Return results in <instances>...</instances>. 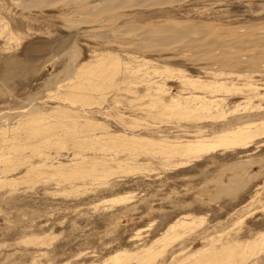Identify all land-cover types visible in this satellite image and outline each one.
<instances>
[{"label":"rangeland","instance_id":"1","mask_svg":"<svg viewBox=\"0 0 264 264\" xmlns=\"http://www.w3.org/2000/svg\"><path fill=\"white\" fill-rule=\"evenodd\" d=\"M129 2L0 0V264H264V0Z\"/></svg>","mask_w":264,"mask_h":264},{"label":"bare ground","instance_id":"2","mask_svg":"<svg viewBox=\"0 0 264 264\" xmlns=\"http://www.w3.org/2000/svg\"><path fill=\"white\" fill-rule=\"evenodd\" d=\"M107 1H110V2H113L117 5V7H127V6H130V5H133L131 2H129V0H107ZM128 1V2H127ZM168 0H140V2L142 3H146L148 2V4L150 5H161V4H164L165 2H167ZM105 5V4H104ZM168 5V4H167ZM108 8V7H106ZM105 8V9H106ZM110 9V7H109ZM108 10V9H107ZM174 26V25H173ZM178 26V25H177ZM169 32L173 35H176L178 38H183L184 35L180 32L177 31V29H171L169 30ZM134 37V36H133ZM188 147V146H187ZM196 147V146H195ZM202 146L199 147V149H201ZM196 149V148H195Z\"/></svg>","mask_w":264,"mask_h":264}]
</instances>
